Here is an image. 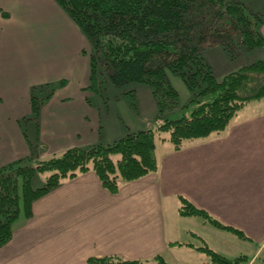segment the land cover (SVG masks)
I'll use <instances>...</instances> for the list:
<instances>
[{
  "label": "crops",
  "instance_id": "crops-1",
  "mask_svg": "<svg viewBox=\"0 0 264 264\" xmlns=\"http://www.w3.org/2000/svg\"><path fill=\"white\" fill-rule=\"evenodd\" d=\"M87 49L88 40L56 0H0V168L33 153L47 158L123 135V128L107 131L102 109L87 102ZM61 81L38 121L26 119L32 89ZM36 137L37 151L27 140ZM156 158L157 171L123 181L118 193L93 170L64 180L34 201L31 216L20 214L12 238L0 245V264H102L89 261L101 257L159 264L157 255L179 264L180 250L210 264L195 248L202 244L181 240L182 229L230 258L264 264V98L243 106L226 130L181 149L157 142ZM180 196L248 239L180 215Z\"/></svg>",
  "mask_w": 264,
  "mask_h": 264
},
{
  "label": "trees",
  "instance_id": "trees-1",
  "mask_svg": "<svg viewBox=\"0 0 264 264\" xmlns=\"http://www.w3.org/2000/svg\"><path fill=\"white\" fill-rule=\"evenodd\" d=\"M56 2L90 43L89 87L100 86L105 81L119 86L128 83L148 85L158 109L154 120L157 125L130 130L112 142L75 146L43 159L33 153L2 166L0 245L12 238L13 224L20 214L31 216L34 201L64 180L93 170L106 189L118 193L123 181H133L158 170V139L168 140L175 149H181L188 140L226 130L243 106L264 98V59L242 65L219 78L205 54L207 49L215 46H220L230 58L245 51H264V12L255 10L244 0ZM169 71L180 75L192 92L190 99L182 105ZM63 83L34 87L32 114L26 119L38 121L42 106ZM179 107L180 117L163 116L165 111ZM164 132L166 136H162ZM36 139L35 143L27 140L36 145L37 151L38 137ZM33 159L36 162L32 163ZM41 173H46L44 182L35 186L33 179ZM179 213L185 217H202L217 228L248 239L243 231L223 223L184 196H180ZM195 248L205 253L206 262L210 264H240L248 260L245 255L230 258L204 240ZM154 260L166 264L162 255L155 256ZM89 261L102 264L137 262L108 257Z\"/></svg>",
  "mask_w": 264,
  "mask_h": 264
},
{
  "label": "rangeland",
  "instance_id": "rangeland-1",
  "mask_svg": "<svg viewBox=\"0 0 264 264\" xmlns=\"http://www.w3.org/2000/svg\"><path fill=\"white\" fill-rule=\"evenodd\" d=\"M244 2L253 7L255 10L264 12V0H244ZM84 36L86 37L85 34ZM88 44L89 50H91L89 41ZM211 48H213V50L207 49L205 54L209 62L214 66L215 73L219 78H222V76L232 70L238 69L242 65L248 64L258 59H264V51L262 49L245 51L238 57L230 58L220 46ZM89 50L87 49L85 51L88 56ZM168 75L172 84L179 92V103L181 105L186 103L192 96V92L186 87L180 75L171 71L168 72ZM85 90L86 95H88L87 102L91 106L98 104L100 110L102 109V125L104 124L106 127V124H108L106 130L109 129L111 131V129H116V132H118V128H123V135H125L130 130L146 128L149 126L153 128L156 127L157 123L154 120L158 114V109L152 94V90L148 85L144 83H128L124 84L123 86H119L112 84L110 81H105L100 86L95 87H89L88 84ZM148 101H150L151 105L155 106L156 110L152 109L153 106H150ZM181 113L182 112L179 107L171 111H165L163 116L174 119L180 117ZM166 135L167 133H162V136ZM162 141L163 140L158 139L157 142L160 143ZM34 162H36L35 159L32 160V163ZM45 174L46 173H41L33 179L35 186H40L44 182ZM181 231V240L202 244V241H199L200 239L193 236V234L189 231H185L183 229ZM180 251V253L176 254L179 258V264H198L196 259L191 254L185 250ZM199 253V256H201L200 258L206 256L203 252ZM261 259L264 261V256ZM248 263L249 260L240 264ZM251 264H262V262L257 260Z\"/></svg>",
  "mask_w": 264,
  "mask_h": 264
}]
</instances>
